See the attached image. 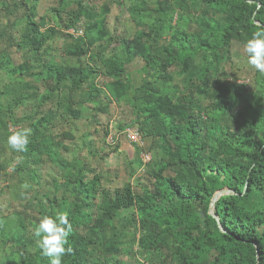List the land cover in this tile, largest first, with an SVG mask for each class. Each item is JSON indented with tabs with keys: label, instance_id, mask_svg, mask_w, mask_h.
<instances>
[{
	"label": "trees",
	"instance_id": "16d2710c",
	"mask_svg": "<svg viewBox=\"0 0 264 264\" xmlns=\"http://www.w3.org/2000/svg\"><path fill=\"white\" fill-rule=\"evenodd\" d=\"M173 1L175 7L169 13L158 8L159 15L166 17L153 33L141 30L134 39L113 36L123 43L129 58L147 62L149 75L137 89V99L131 97L132 102H140L141 118L123 129L139 125L145 137L149 134L159 141L160 156L147 165L144 147L134 144L153 188L144 186L138 191L129 182L111 190L103 186L98 174L88 179L85 166L78 172H66V181L54 183V193L45 194L47 201L38 208L42 217L55 218L66 212L73 224L67 246L74 254L65 256L62 264H124L123 252L130 257L139 253V259L138 248L147 261H153L160 249L165 251L164 264H264V100L254 94L251 100L245 89L236 88L243 85L227 83L214 88L211 67L218 58L230 61L234 41L245 44L255 31L264 30V0ZM196 3L201 4L202 14L197 16V27L188 30L182 24L181 11H191ZM28 10L26 47L31 48L32 58L20 66L18 78L35 75L42 64L44 80L67 91L48 93L40 99L43 104L61 100L78 119L81 111L72 109L75 100L87 86L91 91L77 103L97 102L101 90L92 80L101 75L114 80L117 100H130L133 86L128 61L114 53L116 49L98 52L101 66H59L45 61L43 48L56 29L43 31L47 22L35 19L36 6L29 5ZM131 12L143 16L147 9L136 5ZM65 29L74 31L66 36L75 42L68 52L75 59L90 55L104 37L111 36L105 19L81 7ZM169 34L171 43L163 45ZM200 56L204 61L196 67ZM175 68L193 73L188 88L194 95L210 98V105L202 108L185 96L176 102L182 92L169 86ZM255 85L264 87V73L256 76ZM24 89L26 93L18 96L12 110L27 99H37L34 86ZM49 120L42 117L33 126L28 151L21 153L23 158L30 157L27 164H42L45 155L56 163L57 154L47 143ZM6 170V166L0 168V172ZM39 178L35 175L33 180ZM223 189L232 191L220 197L213 213L212 205ZM41 219L32 220L34 230ZM30 228L22 224L17 236H7L0 224V240H11L22 250L18 264H51Z\"/></svg>",
	"mask_w": 264,
	"mask_h": 264
},
{
	"label": "rangeland",
	"instance_id": "374dc122",
	"mask_svg": "<svg viewBox=\"0 0 264 264\" xmlns=\"http://www.w3.org/2000/svg\"><path fill=\"white\" fill-rule=\"evenodd\" d=\"M26 3L36 6L37 21L47 22L43 31L51 27L56 29L52 39L43 48L42 52L47 54L45 61H52L59 66L83 68L96 64L101 66L97 57L98 52L103 53L107 48L111 52L116 49L114 53H118L121 58L128 61L127 68L133 86L130 100H117L113 94L114 80L101 75L92 80V85L101 90L97 102L84 101L82 105L77 103L83 101L82 96L85 92L91 91L87 86H84L86 89H83L75 100L72 109L81 111L80 118L76 119L74 114L60 103L61 100L43 104L40 99L48 93L67 91L64 86L55 85L56 82L54 84L44 80L40 75L45 70L42 64L39 65L35 75L24 76L21 79L23 82L18 78L20 66L26 58H32L31 48L26 47V35L29 30L26 22L29 5L27 6ZM174 4L173 0H0V168L7 167L6 171L0 172V224L5 226L7 236H17L22 224H28L31 231L34 230L32 220L43 218L38 208L42 201H47L45 194L54 193V183L66 181V172H78L83 166L86 167L84 175L88 179H93L98 174L107 189L114 190L129 182H133L138 191L144 186L153 188V182L147 177V172L144 173L145 171L142 170V157H139L134 145L124 138L125 129H123L141 118L140 102H132L131 97L137 99L136 91L149 75L146 71L147 62L139 58H129L123 43L116 41L113 36L134 39L141 30L153 33L159 21L166 17L159 15L158 8H161L162 12L169 13L175 7ZM136 5L145 7L147 14L133 16L131 9ZM196 6L198 7L193 10ZM80 7L105 19L111 36L104 37L103 41L91 49L90 55L75 59L68 54L75 42L66 36L68 32L74 34V31L66 30L65 25L72 22L74 16L80 12ZM201 8V4L196 3L191 11H181L180 17L185 28L190 30L197 27V16L202 14ZM180 17L177 19L179 20ZM171 40L169 34L163 39L162 44L167 46ZM243 47L244 43L234 41L230 61L218 58L211 65L213 86L218 88V85L224 86L227 83L243 85L236 88L245 89L251 100L254 94L263 97L262 101L264 87L255 85L256 76L260 72L248 63ZM203 61L200 56L196 60V67H201ZM170 75L172 79L169 81V86L182 92L179 98L175 99L177 103L185 96L190 101L195 100L200 103L202 108L211 104L210 98L194 95L188 88L193 79L192 72L184 73L175 68L171 70ZM29 84L37 90L35 93L37 99H27L12 110L18 96L26 93L24 88L28 89ZM30 93L34 91L30 90ZM253 104L258 105L255 101ZM29 116H33V119H28ZM42 117L50 118L46 125L49 130L47 143L51 151L57 154V160L53 163L45 155L42 157V164H27L31 160L30 157L25 155L26 158H23L22 152L11 149L8 138L12 130L30 128L31 140L34 134L33 126H36ZM135 128H139V125ZM66 134L73 137L69 138ZM143 145L144 153L151 155L152 161L160 156L159 141L154 136L149 134L144 136ZM18 157L22 158L20 162H17ZM22 163L25 166L20 168L19 164ZM67 167H69L68 171H66ZM35 175L40 177L39 181L33 180ZM24 185L28 187L25 188ZM20 193L24 194L23 197ZM29 202H32L31 206H28ZM138 251L139 259L137 256L139 253L135 257H130L123 252L121 258L124 264H164L163 260L167 257L166 252L160 249L153 254V261H147L146 257L141 256L140 248ZM21 257L22 250L15 243L11 240L6 242L0 240V264H18Z\"/></svg>",
	"mask_w": 264,
	"mask_h": 264
},
{
	"label": "clouds",
	"instance_id": "9594fccd",
	"mask_svg": "<svg viewBox=\"0 0 264 264\" xmlns=\"http://www.w3.org/2000/svg\"><path fill=\"white\" fill-rule=\"evenodd\" d=\"M248 63L260 73H264V30L255 31L243 47ZM32 130L17 128L12 130L8 145L16 152H27ZM22 158L18 157L17 162ZM23 187L27 188L28 185ZM73 231V224L66 212L57 213L55 218L44 216L34 230L38 247L43 254L51 258V264H62L65 256L74 254V249L67 246L68 237Z\"/></svg>",
	"mask_w": 264,
	"mask_h": 264
},
{
	"label": "built area",
	"instance_id": "2783aa9c",
	"mask_svg": "<svg viewBox=\"0 0 264 264\" xmlns=\"http://www.w3.org/2000/svg\"><path fill=\"white\" fill-rule=\"evenodd\" d=\"M124 136L129 140L131 144L138 145L140 147H143L144 145V135L141 132L139 128H129L125 131ZM144 162L145 164H149L152 160L153 157L147 153L143 154Z\"/></svg>",
	"mask_w": 264,
	"mask_h": 264
},
{
	"label": "water",
	"instance_id": "95a60500",
	"mask_svg": "<svg viewBox=\"0 0 264 264\" xmlns=\"http://www.w3.org/2000/svg\"><path fill=\"white\" fill-rule=\"evenodd\" d=\"M230 191H232V190H230V189H223V190H221V191L217 194V196H216V198H215V201H214V203H213V205H212V212H213V213H214V207H215L216 202L220 199L221 196H223L224 194H226V193H228V192H230Z\"/></svg>",
	"mask_w": 264,
	"mask_h": 264
}]
</instances>
